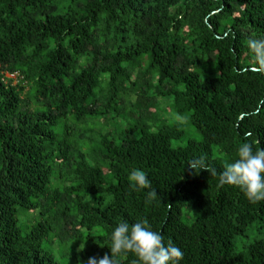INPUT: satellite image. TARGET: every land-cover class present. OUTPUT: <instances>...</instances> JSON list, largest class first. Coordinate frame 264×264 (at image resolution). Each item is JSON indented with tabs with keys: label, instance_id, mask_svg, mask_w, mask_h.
I'll list each match as a JSON object with an SVG mask.
<instances>
[{
	"label": "trees",
	"instance_id": "1",
	"mask_svg": "<svg viewBox=\"0 0 264 264\" xmlns=\"http://www.w3.org/2000/svg\"><path fill=\"white\" fill-rule=\"evenodd\" d=\"M254 39L264 0H0V264L110 257L118 222L145 219L180 264H264V232L235 246L264 229V201L187 167L219 174L242 143L264 150ZM185 123L201 141L174 147ZM134 169L151 189L130 186Z\"/></svg>",
	"mask_w": 264,
	"mask_h": 264
},
{
	"label": "clouds",
	"instance_id": "2",
	"mask_svg": "<svg viewBox=\"0 0 264 264\" xmlns=\"http://www.w3.org/2000/svg\"><path fill=\"white\" fill-rule=\"evenodd\" d=\"M248 46L257 59L264 62V40H249ZM236 156L235 161L227 164L219 174L207 166L204 157L192 160L187 167L193 173L204 171L219 175L220 187L227 185L238 188L252 203L264 201V150L254 151L253 143H242ZM128 181L135 190L152 188L147 173L139 169L131 171ZM156 197L154 190L148 193L149 202ZM109 245L110 257H93L87 264H118V258L126 254H133L136 264H180L184 259L180 248L171 243L165 246L162 234L151 230L146 219L134 224L125 220L118 222L109 234Z\"/></svg>",
	"mask_w": 264,
	"mask_h": 264
},
{
	"label": "rangeland",
	"instance_id": "3",
	"mask_svg": "<svg viewBox=\"0 0 264 264\" xmlns=\"http://www.w3.org/2000/svg\"><path fill=\"white\" fill-rule=\"evenodd\" d=\"M57 2H59V1H57ZM66 3L65 2H62V7L65 5ZM11 79H15L14 77H10ZM153 81V83H154V80H152ZM129 99H130V101L132 102V103H134V101H135V99H136V97H135V95L133 94V93H131L130 95H129ZM168 103H169V101H163V100H161L160 102H159V104H160V108L157 110V115H159L160 114V117L161 118H163V119H167V120H169V119H172V118H175V116H172V115H168V114H166V113H163V111L166 109V107L168 106ZM163 113V114H162ZM176 119L178 120V121H180V122H183V120L182 119H178L177 117H176ZM119 124H121V127H122V129H125V126L123 125V123H121V122H119ZM121 127L119 126V129H121ZM118 128V127H117ZM97 131H103V132H105V131H107L108 130V128L107 127H103V128H100V129H96ZM183 130L185 131V136H184V138H182V139H180V140H178V141H174L173 142V146L174 147H183L189 140H194V141H197V142H200L201 141V136H200V134L190 125V124H187V123H185L184 124V126H183ZM94 144H96V143H94ZM217 150H218V148L217 147H215V156H214V159H217L219 162H221V163H223L224 164V160H225V158H224V155L223 154H221V153H218L217 152ZM31 216V215H30ZM26 217H29L27 214L25 215V217H23V218H26ZM37 220V218L34 220V221H36ZM24 224L23 225H21L22 226V230L24 231V232H27V230L29 229V227L34 223H32V224H30L29 222L28 223H25V221H22ZM263 232H264V229H260V231L259 230H257L254 226H253V228L251 229V231L249 230V232L247 233V236H246V238H243V237H241V238H237L236 240H235V246H236V248H237V250H241L244 246H246L248 243H250L251 241H253V240H255V239H259V238H261L262 236H263ZM49 247V243H47V242H45V244H44V248H48ZM53 248H54V250L57 252V254H58V252L60 253V255L61 256H63L64 255V253H66L64 250H63V248H61V246L60 247H58L57 248V246L56 245H53ZM57 260L58 261H60L61 262V260L59 259V258H57ZM64 262H67V260H64Z\"/></svg>",
	"mask_w": 264,
	"mask_h": 264
},
{
	"label": "built area",
	"instance_id": "4",
	"mask_svg": "<svg viewBox=\"0 0 264 264\" xmlns=\"http://www.w3.org/2000/svg\"><path fill=\"white\" fill-rule=\"evenodd\" d=\"M7 76H8L9 78H10V77H14V78H15V75H10V76H9V75H7Z\"/></svg>",
	"mask_w": 264,
	"mask_h": 264
}]
</instances>
